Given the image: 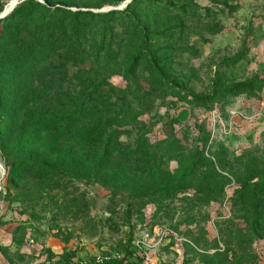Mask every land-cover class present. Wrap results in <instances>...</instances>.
I'll return each instance as SVG.
<instances>
[{
  "label": "rangeland",
  "instance_id": "obj_1",
  "mask_svg": "<svg viewBox=\"0 0 264 264\" xmlns=\"http://www.w3.org/2000/svg\"><path fill=\"white\" fill-rule=\"evenodd\" d=\"M47 1L98 12L124 3ZM198 2L172 79L186 94L251 81L246 92L196 107L122 76L82 80L69 58L30 70L19 93L4 87L28 99L48 92L57 112L99 91L91 115L60 130L51 185L26 174L17 188L0 157V264L107 253L121 255L114 264H264V0ZM8 40L0 25L4 51Z\"/></svg>",
  "mask_w": 264,
  "mask_h": 264
},
{
  "label": "trees",
  "instance_id": "obj_2",
  "mask_svg": "<svg viewBox=\"0 0 264 264\" xmlns=\"http://www.w3.org/2000/svg\"><path fill=\"white\" fill-rule=\"evenodd\" d=\"M122 1L126 0L111 4ZM220 1L210 0L215 5ZM224 3L230 7L229 1ZM72 5L24 0L0 19V25L9 33L7 50L0 46V157L10 182L17 188L23 187L26 174L37 176L46 185L55 182L59 132L91 115L99 91L95 87L87 95L79 94L73 107L60 112L51 104L48 92L34 94L31 99L23 94H7L5 86L11 92H20V83L30 70L56 71L58 62L69 58L82 80L106 81L111 76H122L128 82L143 81L150 88L169 91L196 107H206L251 87L250 81L228 89L215 88L208 94H186L185 86L172 79L177 45L185 41L184 18L195 15L200 8L198 0H132L124 9L106 12L78 5L73 10ZM120 133L112 132L103 143L104 158Z\"/></svg>",
  "mask_w": 264,
  "mask_h": 264
},
{
  "label": "built area",
  "instance_id": "obj_3",
  "mask_svg": "<svg viewBox=\"0 0 264 264\" xmlns=\"http://www.w3.org/2000/svg\"><path fill=\"white\" fill-rule=\"evenodd\" d=\"M119 254H96L87 257H78L70 264H114L121 259Z\"/></svg>",
  "mask_w": 264,
  "mask_h": 264
},
{
  "label": "water",
  "instance_id": "obj_4",
  "mask_svg": "<svg viewBox=\"0 0 264 264\" xmlns=\"http://www.w3.org/2000/svg\"><path fill=\"white\" fill-rule=\"evenodd\" d=\"M24 0H16V3H21L23 2ZM132 0H126L121 6L119 7H115V8H112V9H124L128 3H130ZM13 11V8L11 10H8V9H4L1 14H0V19L2 18H5L7 15H9L11 12Z\"/></svg>",
  "mask_w": 264,
  "mask_h": 264
},
{
  "label": "clouds",
  "instance_id": "obj_5",
  "mask_svg": "<svg viewBox=\"0 0 264 264\" xmlns=\"http://www.w3.org/2000/svg\"><path fill=\"white\" fill-rule=\"evenodd\" d=\"M3 174H4V168L3 165L0 164V178H2Z\"/></svg>",
  "mask_w": 264,
  "mask_h": 264
},
{
  "label": "bare ground",
  "instance_id": "obj_6",
  "mask_svg": "<svg viewBox=\"0 0 264 264\" xmlns=\"http://www.w3.org/2000/svg\"><path fill=\"white\" fill-rule=\"evenodd\" d=\"M16 5V2L13 1L9 7H7L8 10H11V8H13Z\"/></svg>",
  "mask_w": 264,
  "mask_h": 264
}]
</instances>
